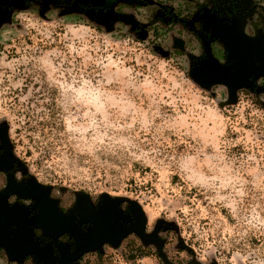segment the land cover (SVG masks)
<instances>
[{
    "label": "rangeland",
    "instance_id": "obj_1",
    "mask_svg": "<svg viewBox=\"0 0 264 264\" xmlns=\"http://www.w3.org/2000/svg\"><path fill=\"white\" fill-rule=\"evenodd\" d=\"M68 1L0 26L4 140L62 204L129 203L164 244L130 236L82 264H264V51L238 65L211 27L264 34V0H124L106 16ZM238 38L242 59L258 41Z\"/></svg>",
    "mask_w": 264,
    "mask_h": 264
},
{
    "label": "flooded vegetation",
    "instance_id": "obj_2",
    "mask_svg": "<svg viewBox=\"0 0 264 264\" xmlns=\"http://www.w3.org/2000/svg\"><path fill=\"white\" fill-rule=\"evenodd\" d=\"M54 1L0 0V26L17 10L33 6L43 10ZM123 1L70 0L65 7L70 10L77 9L82 13L92 11L99 14L101 12L100 15L106 16L114 5L118 6ZM217 7V3L214 4L213 10L216 14L222 15ZM247 22L254 28H252V34H247L246 38L229 21L211 24L212 31L219 38L216 42L224 39L226 43L223 42L227 45L229 53L239 63L238 65L250 59L251 56L252 60L256 61L260 51L262 53L264 51L262 26L256 20L250 19ZM259 33L262 35L261 38L258 37ZM219 35H222L223 39ZM238 36L243 40L244 47L258 41L250 52H245L242 59L234 44L239 41ZM228 51L224 52L225 57L228 56ZM222 66L209 62L205 65L204 71L220 79L223 77L228 81L243 82V74L231 75L229 69ZM4 136L3 130L0 129V206L19 212V216L10 220L5 215L4 208L0 207V223L16 222L17 227H10L7 231L22 233L30 240V243L24 244H27L32 252H27L23 257L17 256V253L9 254L8 250L0 245V255L6 257L7 251L11 259L30 261L32 264H82L85 255L103 253L106 246L119 247L122 244L121 241L130 236L138 238L145 247L154 245L156 248L160 246L163 250L164 244L159 238L161 229L157 227L156 232H149L147 221L140 210L129 203L106 196L91 199L87 195L77 194L72 203L62 204L51 188L29 175L21 161L13 156L12 146L4 140ZM99 217L101 222L97 219ZM18 250L19 254L26 253L22 243Z\"/></svg>",
    "mask_w": 264,
    "mask_h": 264
},
{
    "label": "water",
    "instance_id": "obj_3",
    "mask_svg": "<svg viewBox=\"0 0 264 264\" xmlns=\"http://www.w3.org/2000/svg\"><path fill=\"white\" fill-rule=\"evenodd\" d=\"M216 71V70H215ZM220 76V75H219ZM223 82L228 81L227 79L221 77ZM197 79L200 80L201 82H208V78L205 76H197ZM107 197V196H106ZM1 208H4L3 206H0ZM5 215L7 216L8 219H15V216H19V212L17 211H12V210H7L5 209ZM99 219V222H101V218H97ZM17 227L16 222H12V221H6L3 223H0V245L4 246L7 250L9 254H15L18 253V243L21 241L22 245H23V250L24 252H32L28 249L27 244L30 243V240L27 239L22 233L19 234L17 232H9L7 231L8 228L10 227ZM24 243H27L26 245ZM94 251V250H92Z\"/></svg>",
    "mask_w": 264,
    "mask_h": 264
},
{
    "label": "crops",
    "instance_id": "obj_4",
    "mask_svg": "<svg viewBox=\"0 0 264 264\" xmlns=\"http://www.w3.org/2000/svg\"><path fill=\"white\" fill-rule=\"evenodd\" d=\"M19 246H21V241L18 243V247ZM20 250V249H19ZM27 253H22V254H19V253H17V256H25ZM10 256L11 255H9L8 253H7V251H6V257H7V259H10Z\"/></svg>",
    "mask_w": 264,
    "mask_h": 264
}]
</instances>
